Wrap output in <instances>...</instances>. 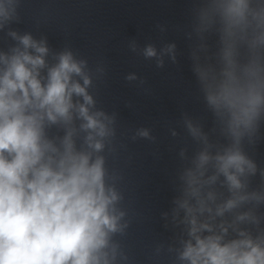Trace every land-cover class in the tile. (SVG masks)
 <instances>
[{"label":"clouds","instance_id":"1","mask_svg":"<svg viewBox=\"0 0 264 264\" xmlns=\"http://www.w3.org/2000/svg\"><path fill=\"white\" fill-rule=\"evenodd\" d=\"M20 6L0 0V31L18 41L0 52V264L126 262L114 239L129 227L121 177L108 166L116 116L97 108L87 59L11 29ZM198 20L199 32L219 35L218 66L197 63L194 71L227 143L212 144L185 120L203 147L179 174L172 219L183 236L169 251L179 264H264V168L245 150L264 122V0H206ZM174 50L163 49L173 62ZM143 55L163 67L154 46ZM136 136L154 139L143 128Z\"/></svg>","mask_w":264,"mask_h":264},{"label":"water","instance_id":"2","mask_svg":"<svg viewBox=\"0 0 264 264\" xmlns=\"http://www.w3.org/2000/svg\"><path fill=\"white\" fill-rule=\"evenodd\" d=\"M205 2L21 0L20 22L10 26L37 40L46 37L54 52L68 46L78 58L87 59L93 78L89 92L97 108L116 116V153L108 166L121 177L117 186L129 222L125 235L114 237L128 256L118 264H179L177 253L169 251L180 248L183 236V225L172 219L179 174L203 147L188 133L185 120L201 126L212 144L227 143L194 71L197 63L218 66V33L215 28L198 31L199 9ZM7 31H0V52L18 45ZM170 44L175 45V62L163 52ZM148 45L162 57L163 67H157L156 58H145ZM130 75L135 79H127ZM142 128L154 139L136 136ZM245 150L264 168V122L256 144L245 142ZM260 183L259 175L252 179V187Z\"/></svg>","mask_w":264,"mask_h":264}]
</instances>
